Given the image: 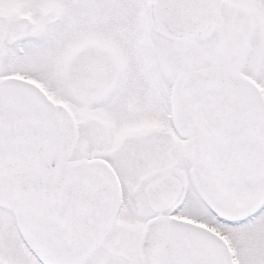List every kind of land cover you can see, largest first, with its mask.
Wrapping results in <instances>:
<instances>
[{
	"label": "snow or ice",
	"instance_id": "obj_1",
	"mask_svg": "<svg viewBox=\"0 0 264 264\" xmlns=\"http://www.w3.org/2000/svg\"><path fill=\"white\" fill-rule=\"evenodd\" d=\"M0 264H264V0H0Z\"/></svg>",
	"mask_w": 264,
	"mask_h": 264
}]
</instances>
